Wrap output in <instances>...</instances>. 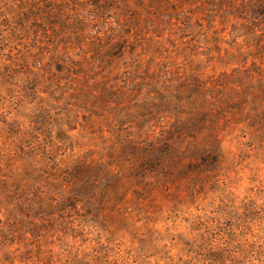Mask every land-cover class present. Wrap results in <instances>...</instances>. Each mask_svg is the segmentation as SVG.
<instances>
[{"label": "rangeland", "instance_id": "1", "mask_svg": "<svg viewBox=\"0 0 264 264\" xmlns=\"http://www.w3.org/2000/svg\"><path fill=\"white\" fill-rule=\"evenodd\" d=\"M0 264H264V0H0Z\"/></svg>", "mask_w": 264, "mask_h": 264}]
</instances>
